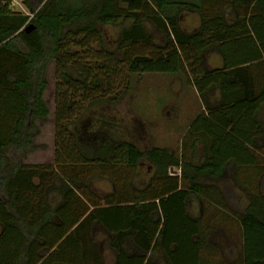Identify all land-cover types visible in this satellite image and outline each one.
Wrapping results in <instances>:
<instances>
[{
	"label": "trees",
	"instance_id": "obj_1",
	"mask_svg": "<svg viewBox=\"0 0 264 264\" xmlns=\"http://www.w3.org/2000/svg\"><path fill=\"white\" fill-rule=\"evenodd\" d=\"M198 1L20 0L27 11L22 14L11 0H0V264H48L81 220L110 235L116 264H157V254L166 264H209L204 254L210 246L200 221L189 217L188 204L192 196L229 195L217 183L228 170L248 204L235 213L241 245L239 251L231 244L224 248L233 259L225 264H264V195L258 189L264 166L257 157H264V0ZM222 6L235 11L232 25ZM181 10L199 15L195 33L179 31ZM144 21L163 35L162 45L145 34ZM126 23L115 49L107 50L104 30ZM90 41L130 76L186 77L205 111L190 123L179 154L114 141L103 129H111V122L94 125L73 116L80 102H106V93L108 101L118 102L130 89H112L115 69L103 62L95 75L91 66L79 68L76 50H87ZM210 52L220 57V67L207 66ZM52 62L54 161L27 165L22 160L37 149V124L49 117L43 96ZM215 93L218 100L210 107ZM198 148L202 162L194 164L187 151ZM143 161L153 173L133 197L101 196L92 189L100 172L116 192L113 178ZM85 168L90 170L84 176ZM172 169L178 174L170 175ZM234 198L237 208L239 197ZM54 220L59 226L50 229Z\"/></svg>",
	"mask_w": 264,
	"mask_h": 264
},
{
	"label": "rangeland",
	"instance_id": "obj_2",
	"mask_svg": "<svg viewBox=\"0 0 264 264\" xmlns=\"http://www.w3.org/2000/svg\"><path fill=\"white\" fill-rule=\"evenodd\" d=\"M213 1H220L222 5H226L224 3L226 0ZM194 3L200 4L198 0H194ZM222 7L226 22L232 25L236 19L235 11L225 9L226 6ZM13 9L19 13L27 14L20 1L14 3ZM238 11L240 17H244L246 14L241 7L238 8ZM177 19L178 29L185 35L195 33L200 25V17L195 12L181 10L177 14ZM128 25L129 23L120 24L104 30L102 37L107 50L115 49L120 30ZM143 29L145 34L151 37L154 45L160 46L164 43L163 35L150 22L144 21ZM76 53L81 57L79 68L91 66L89 71L95 75L102 72L97 68V65L103 62L115 69L112 89L120 92L127 84L130 85V89L126 96L118 102L108 101V93L105 95L106 102L91 107H85L86 105L80 102V104H76L80 109H75L74 117L83 115L84 120L89 119L94 125H99L102 121L111 122L113 125L111 129H106V127H103V129L109 131L114 141L132 142L140 150L158 147L169 149L176 154L180 153L182 138L191 120L202 107L198 96L185 76L181 74H147L141 78L130 76L126 68L119 65L116 60L108 62L105 52H100L98 46L94 45L92 41L89 42L87 50L78 49ZM205 62L210 69L218 68L221 65L220 57L214 52H210L205 56ZM55 73V63L52 62L47 68V89L43 96L49 110V117L46 123L37 124L39 134L34 139L37 150L23 159L22 163L53 164ZM210 105L212 106V104ZM187 157L194 164L202 162L200 148L194 153H190V150H188ZM257 157L258 162L264 166V157L262 155ZM107 169L104 168L103 172L109 175L110 172ZM86 170L89 171L90 169L85 168V172L81 170L80 173L85 176ZM152 173L153 170L147 161H143L134 171H122L119 178H113L117 185L116 192H113L111 183L100 172H95L96 178L93 180L94 186L92 189L101 196L114 193L118 197H133L138 193L140 186L148 182ZM176 173L178 174L176 169L169 172L170 175ZM230 173L231 171H226L217 181L220 187L227 189L229 195L222 196L212 193L210 197L202 195L200 198H196L192 196L188 204L189 217L200 221L206 243L210 246V253L208 255L204 254L209 264H225L229 260H233L226 255L227 252L224 248L231 244L239 251L241 245L240 230L238 229L235 213H240L248 204V200L235 186ZM259 181V192L264 195V177ZM204 183L208 182L204 181ZM234 196L239 197V207L237 208L235 207ZM92 234L96 237V240L98 238L105 240L106 234L100 227L93 229ZM156 262L157 264H166L161 254H157Z\"/></svg>",
	"mask_w": 264,
	"mask_h": 264
},
{
	"label": "crops",
	"instance_id": "obj_3",
	"mask_svg": "<svg viewBox=\"0 0 264 264\" xmlns=\"http://www.w3.org/2000/svg\"><path fill=\"white\" fill-rule=\"evenodd\" d=\"M195 94L197 95L196 92ZM217 98H218L217 93H215L214 98L211 97L209 98L210 107H211L210 104H212V106L215 105V103L218 100ZM201 106L202 107L199 113L191 120V122L202 111H205L202 103ZM236 149L237 148L235 147L234 150L235 152L237 151ZM33 152H31L30 154H32ZM241 153H245L244 150H241ZM30 154H28L27 156H29ZM53 161H54V157H53ZM27 165H43V164L33 163ZM46 165H52V163ZM229 169L233 171L234 167L230 165ZM53 223L49 225L50 229H55L57 226H59V222L57 220H54ZM76 227L78 228L77 233L74 234V236L67 245L62 246L60 250L53 255V257L50 259L48 264H116L115 254L111 249V245H110V235L104 229L101 228L103 232L106 234L105 240H102L101 238H100L101 240L99 238L96 240V237L93 236L92 232L93 229H97L98 227H100L97 223H90V222L83 223L81 220V222H79V224Z\"/></svg>",
	"mask_w": 264,
	"mask_h": 264
},
{
	"label": "built area",
	"instance_id": "obj_4",
	"mask_svg": "<svg viewBox=\"0 0 264 264\" xmlns=\"http://www.w3.org/2000/svg\"><path fill=\"white\" fill-rule=\"evenodd\" d=\"M19 0H11L10 6L13 8L14 7V3L18 2Z\"/></svg>",
	"mask_w": 264,
	"mask_h": 264
},
{
	"label": "water",
	"instance_id": "obj_5",
	"mask_svg": "<svg viewBox=\"0 0 264 264\" xmlns=\"http://www.w3.org/2000/svg\"><path fill=\"white\" fill-rule=\"evenodd\" d=\"M32 31V28L31 27H27L26 29H25V33H29V32H31Z\"/></svg>",
	"mask_w": 264,
	"mask_h": 264
}]
</instances>
